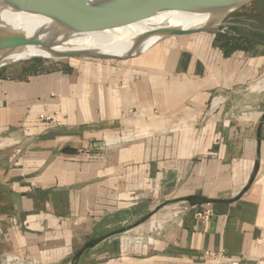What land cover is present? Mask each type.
<instances>
[{"label":"crops","instance_id":"crops-1","mask_svg":"<svg viewBox=\"0 0 264 264\" xmlns=\"http://www.w3.org/2000/svg\"><path fill=\"white\" fill-rule=\"evenodd\" d=\"M68 60L0 70V264H264V55Z\"/></svg>","mask_w":264,"mask_h":264},{"label":"water","instance_id":"water-1","mask_svg":"<svg viewBox=\"0 0 264 264\" xmlns=\"http://www.w3.org/2000/svg\"><path fill=\"white\" fill-rule=\"evenodd\" d=\"M255 1L258 0H0V5H5L15 14L21 15L19 17H36L41 21H57L69 26L83 28L94 27L104 23L127 25L145 22L172 10L220 19L219 24L216 26L201 27L187 31L182 30L179 25H171V29L154 44L156 45L171 37L213 31L222 26L224 18ZM12 19L13 16L7 18L0 13V49L6 50V55H10L22 47L44 45L40 40H25L24 32H26V29L22 26H13ZM149 49L137 51L121 58L97 57L75 53L68 54L60 58V60H126L134 58ZM16 62L19 61L0 63V70Z\"/></svg>","mask_w":264,"mask_h":264},{"label":"bare ground","instance_id":"bare-ground-1","mask_svg":"<svg viewBox=\"0 0 264 264\" xmlns=\"http://www.w3.org/2000/svg\"><path fill=\"white\" fill-rule=\"evenodd\" d=\"M0 13L7 18L13 16V21L10 20L13 26L26 29L25 40H40L44 43L43 46L19 48L10 55L0 49V63L33 58L60 59L75 53L121 58L154 46L171 29V25H179L187 31L216 26L220 22L217 17L172 10L145 22L127 25L104 23L83 28L57 21H41L36 17H19L21 15L15 14L5 5H0Z\"/></svg>","mask_w":264,"mask_h":264},{"label":"rangeland","instance_id":"rangeland-1","mask_svg":"<svg viewBox=\"0 0 264 264\" xmlns=\"http://www.w3.org/2000/svg\"><path fill=\"white\" fill-rule=\"evenodd\" d=\"M211 33H229L230 35H236L237 39H240L239 45L248 50H252L256 54L264 55V0L252 2L234 14L224 18L222 20V26L214 29ZM248 41H251V44ZM62 61L70 60L32 59L19 61L14 64H20L35 72L51 69L52 67H56V65H63ZM72 63L74 62L72 61ZM253 88L263 95L264 79L254 84Z\"/></svg>","mask_w":264,"mask_h":264},{"label":"trees","instance_id":"trees-1","mask_svg":"<svg viewBox=\"0 0 264 264\" xmlns=\"http://www.w3.org/2000/svg\"><path fill=\"white\" fill-rule=\"evenodd\" d=\"M235 31L237 32L236 29ZM218 40L221 42V46L225 48L227 52H232L234 50H243L246 52H252V50H248L247 48L239 45L240 39H237L236 35H230L229 33H218ZM248 42L249 44H251V41H248Z\"/></svg>","mask_w":264,"mask_h":264},{"label":"built area","instance_id":"built-area-1","mask_svg":"<svg viewBox=\"0 0 264 264\" xmlns=\"http://www.w3.org/2000/svg\"><path fill=\"white\" fill-rule=\"evenodd\" d=\"M210 213L208 211L206 212H201L199 213V217L204 220V221H207L210 219ZM207 255L209 257H213V258H216L217 260H220V259H225V256L224 255H220V256H217L215 255L214 253H207ZM227 264H239L238 262L236 261H231V262H228Z\"/></svg>","mask_w":264,"mask_h":264}]
</instances>
